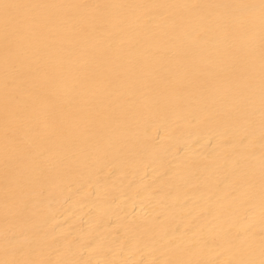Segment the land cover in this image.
<instances>
[{"label": "bare ground", "instance_id": "6f19581e", "mask_svg": "<svg viewBox=\"0 0 264 264\" xmlns=\"http://www.w3.org/2000/svg\"><path fill=\"white\" fill-rule=\"evenodd\" d=\"M0 264H264V0H0Z\"/></svg>", "mask_w": 264, "mask_h": 264}]
</instances>
